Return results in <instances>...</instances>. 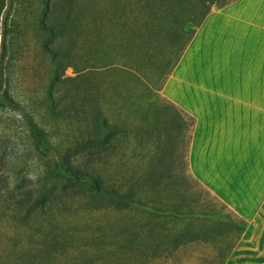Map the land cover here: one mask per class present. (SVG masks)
Here are the masks:
<instances>
[{"label": "trees", "instance_id": "16d2710c", "mask_svg": "<svg viewBox=\"0 0 264 264\" xmlns=\"http://www.w3.org/2000/svg\"><path fill=\"white\" fill-rule=\"evenodd\" d=\"M235 1L45 0L40 20L46 40H65L56 50L45 42L54 66L49 85L75 82L71 100L77 107L69 110L66 103L61 109L65 95L50 89L45 97L56 120L83 130L75 148L81 147L88 162L79 168L63 157L34 178L24 177L17 165L5 171L11 177L0 180V264L225 263L245 221L184 168H162L163 155L155 163L147 158L152 154L145 151L144 128L111 123L102 114L105 104H120L127 116L150 124L145 112L136 117V105L151 102L150 85L164 83L211 9ZM188 24L193 28L186 30ZM9 34L6 17L0 99L8 97L2 88ZM67 68L75 76L63 79ZM29 129L37 148L36 126ZM123 154L130 164H122ZM182 155L188 168L187 152ZM182 251L192 254L177 259Z\"/></svg>", "mask_w": 264, "mask_h": 264}, {"label": "crops", "instance_id": "0c3cea01", "mask_svg": "<svg viewBox=\"0 0 264 264\" xmlns=\"http://www.w3.org/2000/svg\"><path fill=\"white\" fill-rule=\"evenodd\" d=\"M215 9L156 96L191 121L188 172L246 223L224 264H264V0Z\"/></svg>", "mask_w": 264, "mask_h": 264}, {"label": "rangeland", "instance_id": "374dc122", "mask_svg": "<svg viewBox=\"0 0 264 264\" xmlns=\"http://www.w3.org/2000/svg\"><path fill=\"white\" fill-rule=\"evenodd\" d=\"M44 2L45 0H13L12 2L0 0V47L3 22L6 17L7 27L10 30L7 40L5 82L2 88V92L7 93L8 97L0 99V180L10 179V174H6L5 171L16 167L12 165H17L22 170L24 177L34 178L37 174H43L45 167L60 165L63 157L79 168L86 167L88 162L85 153L80 150L81 147L75 148V138L79 137L83 130L74 123L56 120L50 113L51 103L45 97L46 92L50 89L55 96L65 95L62 104H60L61 109L65 108L66 103L71 106L69 110L77 107V102L73 103L71 100L75 82H59L53 87L49 85L54 66L45 52V42L51 45L53 50H56L58 43H61L60 47L64 46L65 40L60 38L46 40L48 36L43 33L40 20ZM214 10L216 11L215 8L211 9V11ZM192 28V25H186V30ZM74 76L75 72L72 68H67L61 75L63 79ZM153 81L156 82L154 78ZM150 88L152 95L149 101L151 102L143 108L140 105L135 107L136 117H140L139 114L137 115L140 110L147 114L146 118L150 123L147 126L118 109L120 104L117 105V108L108 103L105 104L103 106L105 112L102 115L107 116L111 123L114 120L119 124L127 121L126 123L132 126L134 124L141 126L146 131L145 151L152 154L147 155V158L155 163V159L163 155L162 160L165 159L166 163L162 168L170 167L176 170L184 168L188 171L182 154L185 151L188 157L192 131L191 121L183 115H180L182 117L180 118L171 104L156 96L159 87L151 84ZM69 92L70 96L67 98L66 95ZM120 102L118 101V103ZM135 102L139 103L138 98ZM114 117L115 119H113ZM31 120L37 129L34 131L37 137V148L34 146L35 142L32 141L33 133L29 129L32 124ZM122 128L120 129L122 130ZM120 132L122 133V131ZM40 135L44 138L43 140L39 138ZM126 136L129 141H134V134L126 131ZM46 137L51 141L50 144L45 141ZM141 139L143 140L144 137ZM3 145L6 148H2ZM126 156L128 155L121 156L124 157L122 164L131 163L126 160ZM27 169H29V173H26ZM33 170L34 175L32 174ZM44 175L45 173L42 176ZM116 177L118 175H115L114 178ZM128 179L129 176L125 182ZM240 252L241 250H236L229 264L235 262L234 259ZM191 254V251H182L177 259L180 257L183 261L187 260ZM211 254H214V251ZM195 260L202 261L203 258L198 257L197 259L196 256Z\"/></svg>", "mask_w": 264, "mask_h": 264}]
</instances>
